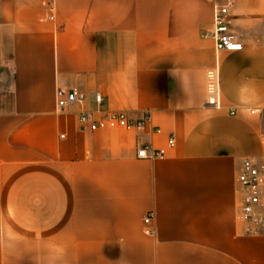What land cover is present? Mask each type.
Here are the masks:
<instances>
[{
    "label": "crops",
    "instance_id": "0c3cea01",
    "mask_svg": "<svg viewBox=\"0 0 264 264\" xmlns=\"http://www.w3.org/2000/svg\"><path fill=\"white\" fill-rule=\"evenodd\" d=\"M47 1L0 0V264H264L236 181L264 158V0H54L53 21ZM226 5L242 51L204 37ZM58 87L86 103L59 112ZM98 110L150 120L83 129Z\"/></svg>",
    "mask_w": 264,
    "mask_h": 264
},
{
    "label": "built area",
    "instance_id": "2783aa9c",
    "mask_svg": "<svg viewBox=\"0 0 264 264\" xmlns=\"http://www.w3.org/2000/svg\"><path fill=\"white\" fill-rule=\"evenodd\" d=\"M45 12L49 19H55L54 0L47 1L44 4ZM229 7H216L214 10L213 30L210 34L206 33L204 37H210L214 40L216 51L234 52L242 51L243 44L233 33L229 22ZM206 105L210 108H220V79L218 68H213L206 74ZM95 100L98 105L102 104L101 95H96ZM57 109L64 112L73 105L83 106L86 103V95L77 88L67 90L61 87L56 89ZM141 120L132 119L127 113L108 112L102 114L101 111L81 112L79 115L80 126L89 131H118L124 134L142 133L146 123L150 120L148 113L144 114ZM155 129V133H159ZM170 147L175 145V138L172 136L168 142ZM139 159H161L166 155V150H156L150 146L143 145L137 149ZM241 168L237 175L239 184L240 206L238 210L239 221L243 226L246 235H261L264 233V158L248 157L241 163ZM153 214H148L144 218L146 227L145 235H153Z\"/></svg>",
    "mask_w": 264,
    "mask_h": 264
}]
</instances>
